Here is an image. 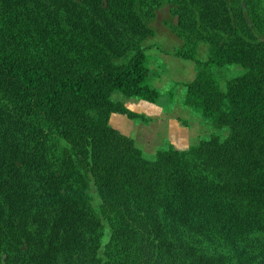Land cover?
<instances>
[{
    "label": "trees",
    "instance_id": "1",
    "mask_svg": "<svg viewBox=\"0 0 264 264\" xmlns=\"http://www.w3.org/2000/svg\"><path fill=\"white\" fill-rule=\"evenodd\" d=\"M165 2L196 70L167 93L144 45ZM179 86L229 133L148 159L113 96ZM0 264H264V0H0Z\"/></svg>",
    "mask_w": 264,
    "mask_h": 264
},
{
    "label": "rangeland",
    "instance_id": "2",
    "mask_svg": "<svg viewBox=\"0 0 264 264\" xmlns=\"http://www.w3.org/2000/svg\"><path fill=\"white\" fill-rule=\"evenodd\" d=\"M168 23H175V20L171 17L169 5L165 2L163 7L158 10L156 18L150 22V26L156 31L155 37L149 38L144 42V45L148 48L150 67L157 71L159 75L161 73L157 68H165L162 65L164 59L162 53H170L182 44V41L170 31ZM198 57L203 60L208 57L207 45H200ZM244 71L245 69L243 67L236 65L216 69L215 73L221 88L225 90L227 81L243 74ZM172 88V84H169L161 91L167 93ZM113 98L114 100L123 102L129 109L140 114L146 112L145 106L147 104L151 105L138 98L126 97L119 92L115 93ZM184 98L185 89L179 88L175 91L173 98L168 97L166 100L168 101L166 108L162 109L163 111H159L158 108H152V110L147 111L148 115L146 114V117L150 123L145 124L142 120H129L125 116L115 114L112 116L111 125L122 133L132 137L148 159H154L156 154L161 150L174 148L179 151H184L196 145L201 140L211 138L213 135H221L222 138L228 135L227 128L222 130L215 129L199 111L186 107L184 105ZM159 107H162V105ZM178 120L187 121L189 125L188 130L181 132L180 128L178 130L175 129L178 125L176 124ZM91 192L93 193L94 204L98 206L100 200L94 187H92ZM107 237L108 233L106 231L103 243L106 242Z\"/></svg>",
    "mask_w": 264,
    "mask_h": 264
},
{
    "label": "crops",
    "instance_id": "3",
    "mask_svg": "<svg viewBox=\"0 0 264 264\" xmlns=\"http://www.w3.org/2000/svg\"><path fill=\"white\" fill-rule=\"evenodd\" d=\"M174 51L168 52V53H162V57L164 58L162 61L163 67H158V71L161 73L159 78L155 81V86L158 90L164 89L167 85L172 84H185V83H191L196 78V70H195V63L189 60H183L181 58H178L174 56ZM156 68V67H155ZM182 88L179 86L177 89ZM158 106V107H157ZM160 105H149L147 104L146 112H142L145 116L147 114V111L152 110V108H158L159 111L164 109V107H159ZM163 111V110H162ZM148 115V114H147ZM150 118V117H149ZM184 120H178L176 121L177 127L175 129H181V132H185L188 130L189 125L187 124V121ZM150 123V122H145Z\"/></svg>",
    "mask_w": 264,
    "mask_h": 264
}]
</instances>
